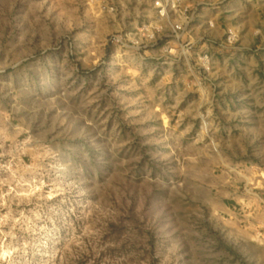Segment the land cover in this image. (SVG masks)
Instances as JSON below:
<instances>
[{
	"label": "rangeland",
	"instance_id": "rangeland-1",
	"mask_svg": "<svg viewBox=\"0 0 264 264\" xmlns=\"http://www.w3.org/2000/svg\"><path fill=\"white\" fill-rule=\"evenodd\" d=\"M154 1L0 0V264H264L212 190L264 186V0Z\"/></svg>",
	"mask_w": 264,
	"mask_h": 264
},
{
	"label": "crops",
	"instance_id": "crops-1",
	"mask_svg": "<svg viewBox=\"0 0 264 264\" xmlns=\"http://www.w3.org/2000/svg\"><path fill=\"white\" fill-rule=\"evenodd\" d=\"M210 1L215 7L210 12H207L208 9L203 10L204 12L198 15L197 23L192 31L181 36L182 42L188 41L194 44L196 49L198 45L202 49V42L205 38H210L215 42L219 41L224 37L225 30L230 29L228 25L233 16L229 11L234 1L199 0L201 4ZM207 20L212 23V27L207 26ZM246 34L251 42H254L256 37L262 38L264 42V20H262V29L256 30V27L252 25L248 27ZM177 43L172 40L168 42L169 47H174ZM159 52L161 53L160 50L147 51L139 56L151 60L156 59ZM162 53L160 56L163 55ZM262 183V180L242 182L235 176H227L219 178L218 183L212 187L213 194L217 197V211L222 215L226 224L237 237H241L243 241L252 245H257L260 250L264 248V186Z\"/></svg>",
	"mask_w": 264,
	"mask_h": 264
},
{
	"label": "built area",
	"instance_id": "built-area-1",
	"mask_svg": "<svg viewBox=\"0 0 264 264\" xmlns=\"http://www.w3.org/2000/svg\"><path fill=\"white\" fill-rule=\"evenodd\" d=\"M183 1L188 0H158L154 1L153 5L155 8H157L158 15L160 17H163L166 15L167 10H175L177 9L179 12V6L182 4ZM186 10L183 9V12L180 13L182 16L185 17ZM185 21V19H184ZM210 25V24H208ZM171 33L174 39L178 40L182 34L183 31V22H176L175 24L171 25L170 27ZM234 42V34L231 30H228L224 42L221 43V45L225 46L227 44H232ZM201 62L207 63V55L203 54L201 58H199Z\"/></svg>",
	"mask_w": 264,
	"mask_h": 264
}]
</instances>
